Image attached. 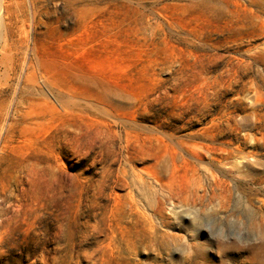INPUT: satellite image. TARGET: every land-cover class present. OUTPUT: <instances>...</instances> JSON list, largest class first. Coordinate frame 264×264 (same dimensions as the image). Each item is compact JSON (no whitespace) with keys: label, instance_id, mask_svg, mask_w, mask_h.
Listing matches in <instances>:
<instances>
[{"label":"rangeland","instance_id":"obj_1","mask_svg":"<svg viewBox=\"0 0 264 264\" xmlns=\"http://www.w3.org/2000/svg\"><path fill=\"white\" fill-rule=\"evenodd\" d=\"M180 146L236 188L198 264H264V0H0V264H134L132 173L194 185Z\"/></svg>","mask_w":264,"mask_h":264},{"label":"bare ground","instance_id":"obj_2","mask_svg":"<svg viewBox=\"0 0 264 264\" xmlns=\"http://www.w3.org/2000/svg\"><path fill=\"white\" fill-rule=\"evenodd\" d=\"M180 150L195 159L198 164H194L195 166L192 167L194 174L197 175L194 180L195 183L194 185L189 184L186 189H178L173 186L172 178L178 173V167L174 164L170 176L165 161L158 163L157 167L151 171L144 170L132 173L130 184L135 194L132 192L129 194L130 219L124 228L132 229L134 235L131 234L127 239H123L124 245L121 246V254L128 263L139 264L141 256L163 260L165 255H169L180 246L182 238L167 231L176 228L174 221L166 216L165 211L168 205H174L175 208H187L192 204V209L195 210L189 211L188 209V211L178 214L173 212L178 218H186L192 223L191 229L193 230H189L188 233L193 232L187 234L190 238V252L183 255V264H198L199 259L204 257L203 247L210 243L201 236V233L206 234L212 241H219L222 229L234 228L227 220L219 223L215 219L214 211L207 210V201L210 203L216 197L222 199L219 203L222 209H226L233 203V190L236 188L223 174L232 172V169L212 168L211 165L203 166L201 155L192 153L193 151L189 152L183 146H180ZM231 158L244 160L246 157L242 151L234 152L230 158H227L226 164L233 162ZM237 166L238 164L233 162V167L236 168ZM243 168L246 176L249 177L252 166L246 162ZM259 176V179L264 177V170ZM249 199L248 197V201ZM168 264H171V261Z\"/></svg>","mask_w":264,"mask_h":264}]
</instances>
